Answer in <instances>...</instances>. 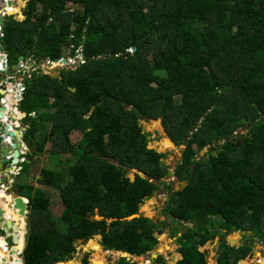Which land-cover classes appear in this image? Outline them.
Returning a JSON list of instances; mask_svg holds the SVG:
<instances>
[{
	"label": "trees",
	"instance_id": "16d2710c",
	"mask_svg": "<svg viewBox=\"0 0 264 264\" xmlns=\"http://www.w3.org/2000/svg\"><path fill=\"white\" fill-rule=\"evenodd\" d=\"M67 1L75 10L65 8ZM27 8L23 20L6 16L1 25L9 63L21 48L55 60L63 46L74 44L75 51L82 46L85 61L60 76L37 74L26 83L20 109L29 126L28 160L38 155L36 146L43 154L51 143L54 156L71 153L76 161L65 186L56 169L42 170L40 183L60 191L66 211L59 220L50 216L47 191L20 194L29 200L30 231L25 247L23 216L13 264L21 263L17 255L24 247L25 264L64 263L73 258L76 241L95 235L105 251L143 256L154 250L160 224L129 218L158 189L153 180L160 182L168 171L167 153L148 147L144 116L162 118L177 145L188 139L178 167L188 184L174 192L165 211L177 221L223 215L178 237L177 264H207L201 248L217 235L218 264L246 258L250 248L231 247L221 231L252 230L264 239V0H28ZM42 86H48L44 95L37 93ZM33 112L38 116L30 117ZM76 129L83 137L74 144L70 134ZM221 140L216 152L198 158ZM126 167L139 171L133 180ZM24 170L19 178L26 177ZM11 208L4 221L15 213L14 203ZM4 245L2 240L1 264L9 261ZM116 264L135 263L121 258Z\"/></svg>",
	"mask_w": 264,
	"mask_h": 264
},
{
	"label": "rangeland",
	"instance_id": "374dc122",
	"mask_svg": "<svg viewBox=\"0 0 264 264\" xmlns=\"http://www.w3.org/2000/svg\"><path fill=\"white\" fill-rule=\"evenodd\" d=\"M73 3L70 1H67L65 4V8H67L69 11H73L75 10L73 7ZM65 9V10H67ZM67 10V11H68ZM77 25L75 23L72 24V33L76 32V28ZM71 33V34H72ZM70 34V38H71V42L72 41V37L75 36L73 34V36L71 37ZM83 37H85V35H83ZM82 37V38H83ZM83 43H84V39H82ZM75 47L76 44H74ZM75 47H73V45H69L64 53V58L65 61L62 60L59 62L60 67L64 68L65 71L67 70H71V69H75L76 67H78V65L82 62H84L85 60V56L84 53L82 52V46H79L77 48L78 51H75ZM65 48V46L63 47V49ZM132 51V50H131ZM72 56L73 60H70L68 58V56ZM50 65V64H48ZM51 67V65H50ZM47 70L50 71V74H54L53 69L47 67ZM63 70V72H65ZM63 74V73H62ZM60 75V73H59ZM72 89L74 86H71ZM177 100H180V96H177ZM88 114H86L85 116H87ZM45 122V121H44ZM140 124L143 127V130L145 132H148L149 135V142H148V147L149 148H153L155 150H157L158 152H165L167 153V156L164 158V160H166V162L170 165V167L172 169H175L176 165L180 162H182V155H183V150L185 148V140H182V142L177 145L176 143L172 142L166 133L165 127L162 124V118H157L155 120L152 119H140ZM249 127V126H248ZM247 131V126L245 127H240L238 132H246ZM44 137V133L38 138V141H41ZM83 137V132L80 129H76L74 130L71 134H70V138L72 139V142L74 144H77L78 142L81 141ZM224 142V140L218 141L212 145H209L207 147H205L204 149L201 150V152L198 155V158H201L203 156H208V154L213 151L216 152L215 150L218 148L219 145H221ZM36 148H38V150H35V153L40 154L41 151V145L40 146H36ZM51 148H52V144L48 143V146L46 148H44L45 152L42 154V157L37 161L36 159L33 160V163L29 161L28 164L25 165V172H26V177L23 178H15L14 183L12 184L13 187H15V190H20V194H24V193H29L31 195H35L36 191H40V190H44L47 191L49 193L50 196V204H49V211H50V216L52 218V220H59L63 214L65 213L66 209L64 207V204L62 203L61 197H60V191L58 189H52L48 186H45L43 184L40 183V180L42 179V170L43 169H58L59 172L55 171L57 174H59V176H57L58 179H61L63 176V186L66 185V183L69 181V167L71 164H74V162L76 161V156L71 153L67 154H61L59 157L54 156L51 152ZM33 156V155H32ZM59 161V165L56 167L54 166L55 164H58ZM134 171H129L128 172V176L133 180L135 178L134 176ZM145 175V174H144ZM21 176V175H20ZM18 177V176H16ZM174 177L170 179L165 178L166 182H170L172 183V189L177 191L178 189L182 188V186L184 185V183H179L177 180L173 179ZM24 185L23 189H18V185ZM174 191V192H175ZM23 200H25V198H23ZM166 202V195H159V194H154L151 198L145 200V202L140 206L141 211L146 212L147 217L152 218L153 220L158 219L159 220V224L160 222H164L163 225H160V227L163 229L161 232H156L155 235L158 238V243L156 244L154 250H152L149 254H145L144 256L141 257H129V260L131 263H135V264H155L150 260L151 256L153 254H158V258H162L163 262L159 263V264H176V262L178 261V259L180 258V254L178 251V247H179V243L177 242V238H173L172 232L175 228L181 226L182 230L185 229V225H182L181 223H175L171 218L168 217H164V216H160L158 213L160 210L163 209L164 205ZM4 203V202H3ZM5 203H7L5 201ZM8 204V203H7ZM4 210H6V206L3 207ZM97 212V211H96ZM15 214V213H14ZM150 214V216H149ZM14 217V216H12ZM11 217V218H12ZM20 216L17 217L16 215V220L18 223L20 221ZM27 219V220H26ZM30 219H31V211L28 210V216L25 217V222H26V235L25 237L28 236L29 234V223H30ZM97 219V218H96ZM14 220V218H13ZM97 220H100V218H98ZM11 221V220H10ZM1 225V223H0ZM5 224L3 223L4 226ZM191 225V224H188ZM208 225L210 226L211 223ZM192 226V225H191ZM19 232H20V226L18 225V236H19ZM2 232H0V239L1 240H5V237H2ZM234 233L230 234V239L236 241V245H238L239 243H237V241H239L238 239H240L241 237V233L239 232V236L238 239L234 237L233 235ZM236 239V240H235ZM89 240H94L96 242V244L93 243H83V241H76L74 243V245L76 246V252L73 256L72 259L66 261V262H62V263H57V264H84V261L87 260L88 264H116L118 261H120V259L117 258L118 254L113 253L112 251H105L103 249V247L99 244L100 241L102 240V237L100 235H95L93 236L91 239ZM218 241V237L216 236L214 239L209 240L206 245H204L201 250L202 251H207L208 255V261L210 262V264L214 263V258H215V253H216V248L218 247L219 241ZM229 241V239H228ZM216 242V243H214ZM229 243L231 244V241H229ZM235 243V242H234ZM5 244L11 245V241L9 239H7V243L5 241ZM98 244V245H97ZM254 244L257 246L256 248V254H253L252 259L249 261L250 255L245 259V262H238L237 264H264V258H261L260 263L256 262V258L261 257L262 255L259 254L261 253L260 250L262 248H264V245L262 244V242L259 240L255 241ZM18 245V244H16ZM16 245L13 247V249L9 250L7 252V255L9 257V261L12 260L13 261V257L11 255H13L11 252L12 250H15ZM97 246L99 247V250L96 251ZM259 252V253H258ZM255 253V252H254ZM19 257H22L21 254H19ZM1 256H0V264L2 262ZM7 264V263H6ZM11 264V263H10Z\"/></svg>",
	"mask_w": 264,
	"mask_h": 264
},
{
	"label": "water",
	"instance_id": "95a60500",
	"mask_svg": "<svg viewBox=\"0 0 264 264\" xmlns=\"http://www.w3.org/2000/svg\"><path fill=\"white\" fill-rule=\"evenodd\" d=\"M5 5L10 6L11 1L10 0H0V9L4 7ZM3 19H4V16L1 15V11H0V26L3 23ZM6 47H7V43L5 42L3 36H0V63L2 66H4L3 72L0 71V101L1 99H5V100L7 99V97L9 96L7 92L8 85H11L12 87H14V83H15L13 78L8 79V77L6 76L9 72H11L9 71L8 67L5 64L6 56H8L9 54V50H7ZM22 58L23 56H19L18 60H21ZM19 73H21V71L17 70L16 74H19ZM20 99L21 98H18V101H20ZM10 100L11 99H8V101L6 100L4 105L1 104L0 102V171L4 172L6 175V178L9 179L11 184H13L15 178L13 177L11 178L10 171L17 172L16 174L13 175L14 177L20 175L22 171L20 158L22 157V155L28 154V151L26 152L25 150H23V148L26 147L25 143L23 142V138L24 136L28 134L29 126L27 122L25 121L27 117L26 113L21 111V109L19 108L20 106L11 104ZM19 115H21V117H19ZM144 119H149V117L144 116ZM5 120L6 122L8 121V123H6ZM10 123L13 125H11ZM168 138L170 139L169 136ZM8 139H10L11 144L7 142ZM169 175H172V172H169ZM6 178L0 179V191H4L7 196H13V197L19 198L21 201H19L17 206L15 207L20 209V216L27 217L28 216L27 208H28L29 201L25 202L23 200V197L19 195L20 193L17 192L13 186L11 187V189H9V187L1 188V185L5 184L4 180ZM16 178H19V176ZM153 181L156 184L158 183V180H153ZM216 216L219 218L223 217L221 213H217ZM133 217H147V215H146V212L140 210L139 213L134 214L131 218ZM96 218L98 219L100 217L96 215L93 219L97 220ZM212 220H213V217H209V218L200 217L198 219H193V224L195 226L202 225L204 222L207 221L208 223H210ZM0 223L5 224L4 226L0 225V231L3 230L6 233L7 238L11 237L13 244L16 245L17 243H19V238H18V233H17L18 232V222L10 221V220H6L5 222H3V215L0 214ZM235 231L237 232V230ZM89 241L90 240L85 241V242L88 243ZM231 241L236 242L234 240H231ZM112 252L115 254H118L117 255L118 259L120 258L129 259V257H132V255L128 253H124V252H120L116 250ZM12 254L15 255L14 250H12ZM158 254L157 253L154 254V256L151 258L152 262H154L155 259L159 256ZM13 255L11 256L14 257ZM17 256H20V255H17ZM21 258L22 259H21L20 264H25L23 257ZM3 261L6 262V259H4ZM208 264H210V262Z\"/></svg>",
	"mask_w": 264,
	"mask_h": 264
},
{
	"label": "crops",
	"instance_id": "0c3cea01",
	"mask_svg": "<svg viewBox=\"0 0 264 264\" xmlns=\"http://www.w3.org/2000/svg\"><path fill=\"white\" fill-rule=\"evenodd\" d=\"M10 1H11V5L10 6H6L5 5L4 7H2L0 9V11L2 12L1 15L4 16V19H5L6 16H12L14 19H16L18 21L23 20L26 17L25 11L28 9L27 8L28 0H10ZM37 5H38L37 6V9L38 10H36V11L37 12L38 11L40 12L41 11L40 10L41 7H40L39 4H37ZM0 32L3 34L1 26H0ZM36 37H37V34L35 35V39H34L33 42L36 41ZM67 47L68 46H65V48L62 49L60 58H64L65 57L64 56V53H65V50H66ZM21 51L23 53H21L19 56H23V58L21 60H18V58H19V56H18V58L14 62H12V63H9L8 62V56H6V65H8V68H9V70H11V72H13L14 70H19V67H20L19 64L20 63L23 64V67H21V69H20L21 70V75L20 74H15V76H12V78L15 81V86L12 87L11 85H8V91H7L8 94H9V96L7 97V99H11L10 100V103H12L13 105H17V106H20V103L22 101V97H23V94H24V90H25V87H26V83L31 82L33 80V78L37 77V76H33V75L46 74V75H51V76H60L61 75V71L63 70L62 67L58 66L59 63L57 61H53L51 63V67H50V65H48L49 63L46 61V60H52V59H49V57H45V58L33 57L29 53V51H27L25 49H22V48H21ZM60 58H58V59H60ZM47 67L53 69L54 74H52V73L50 74V71L47 70ZM32 68H34V69H32ZM59 73H60V75H59ZM43 82H44V85L47 84V78L46 77L43 79ZM18 84H20V86L24 87V90L23 91L20 92V89H19L20 86ZM43 89L44 88L42 86L41 92L40 91H37V93H40V94H43L44 95V93H42V92H46L47 89H48V86L46 87L45 90H43ZM40 94H38V95H40ZM48 97H49V101L50 102H53L54 101V97H53L52 94H50V96H48ZM16 98H17V100H16ZM18 98H21L20 101H18ZM9 106H10V104H9ZM33 113L35 114V116L38 115L36 112H33ZM149 119H152V118L149 117ZM152 120H155V119H152ZM23 142L26 145L25 150L27 152L29 150V147H28V144L25 142V138H23ZM47 146H48V144L46 145V147ZM186 148H187V146L185 144V148H184L183 151H185ZM41 157H42V154H38V155L35 156V159L38 161ZM22 161H25V163H27V164L29 163V160L27 158V154L26 155H23ZM56 165H59V163L58 164H55L54 163V166H56ZM22 168L25 169V166L22 165ZM51 170H54V169H51ZM56 171L59 172L58 169H56ZM14 173H15V171H10L11 178L13 177L12 175H14ZM1 178H6V175H5L4 172H1L0 171V179ZM4 183L5 184L3 186H1V188H3V187L4 188H6V187L11 188V182L9 181V179L6 178L4 180ZM156 185H158V183ZM183 188H184V186L181 189H183ZM173 195H174V192H173ZM27 201H29V200L27 199ZM140 210H139V212H140ZM131 217H130V219H131ZM1 225H3V223H1ZM202 225H199V226H202ZM192 226L196 227L197 225L196 226L195 225H192ZM172 234H173V232H172Z\"/></svg>",
	"mask_w": 264,
	"mask_h": 264
},
{
	"label": "flooded vegetation",
	"instance_id": "af4514ba",
	"mask_svg": "<svg viewBox=\"0 0 264 264\" xmlns=\"http://www.w3.org/2000/svg\"><path fill=\"white\" fill-rule=\"evenodd\" d=\"M170 137V136H169ZM171 138V137H170ZM172 140V139H171ZM185 142H186V146H187V138L185 139ZM175 143V142H174ZM183 154H184V151H183ZM182 158H183V155H182ZM181 163L179 162L177 165H176V167H175V169H172L171 167H170V165L166 162V160H164L163 159V166H165L166 168H167V173H166V176H164L162 179H161V181L160 182H158V185H159V187H158V189L156 190V192H155V194H159V195H166V202H165V205H164V207H163V209L162 210H160L159 211V215L161 216H164V217H168V218H171L175 223H181L182 225H185V229L184 230H182V228H181V226H179V227H177V228H175L173 231H178V233H177V235H173V238H177L178 239V237L180 236V235H182L183 233H185L186 232V230L188 229V228H194V226H191V225H194L193 224V219H192V221H177L176 220V218L175 217H173L171 214H169V213H167L166 211H165V209H166V207L169 205V204H171V198L173 197V192L175 191V190H173L172 189V183H170V182H166L165 181V178H167V179H170L171 180V178L172 177H174L173 179H175V180H177L179 183H184V187L188 184V181L185 179V180H180L179 179V177H178V167H179V165H180ZM22 166V165H21ZM124 169V168H123ZM126 170H127V174H128V172L129 171H134L135 173H134V176H135V174L137 173V172H139L136 168H134V167H126L125 168ZM22 171H23V169H22ZM169 172H172V175H169ZM19 176V175H18ZM182 186V187H183ZM181 189V188H180ZM180 189H178V190H180ZM17 192H19L20 193V190H16ZM20 195V194H19ZM21 196V195H20ZM15 213H16V211H15ZM203 217H206V218H209V217H213V220L210 222V223H215V219L216 218H219V217H217L216 216V214L215 215H204ZM202 217V218H203ZM198 218H200V217H198ZM198 218H195V219H198ZM155 222L156 223H158L159 222V220L158 219H155ZM208 224V222L206 221V222H204L203 224ZM209 223V224H210ZM164 224V222H160V225H163ZM188 224H191V225H188ZM217 226H218V224H216ZM197 226H199V225H197ZM196 226V227H197ZM0 232H2L3 234H2V237H5V241H6V243H7V239H9L10 241H11V245H8V250H11V249H13V247L15 246V244H13V242H12V238L10 237V238H7L6 237V233L3 231V230H1ZM222 233H226V235L224 236V238L228 241V239L231 241V239L229 238L230 237V234L231 233H234L233 235H234V237H236L237 235L236 234H238V236H239V232L241 233V237H240V239H238L239 241H237V243H239L238 245H236V242L234 243V242H232L231 241V244L229 243V241H228V243L231 245V247H236V249H239V250H241V247H243V246H247V247H249L250 248V250L248 251V256L250 255V258H249V261L252 259V256H253V254H256V248H257V246L254 244V242L255 241H261L262 242V244L264 245V239H261V238H259V237H256L255 236V233H254V231H252V230H245V231H242V230H237V232L235 231V230H232V229H229V231H228V233L226 232V230L225 229H223L222 231H221ZM217 237H218V241H219V244H218V247L216 248V253H215V258H214V263L213 264H218V261H219V256H220V249L222 248V246H221V236L220 235H217ZM26 240H27V238L25 237V247H26ZM0 241H1V239H0ZM81 241V240H80ZM218 241H217V243H218ZM101 242V241H100ZM177 242H178V240H177ZM83 243H85L86 244V242H84L83 241ZM179 243V242H178ZM18 245H19V243H17ZM100 244V243H99ZM98 245V244H97ZM101 245V244H100ZM25 247H24V249H25ZM180 247H181V244L179 243V247H178V251H179V254H180V258L178 259V260H180L181 258H182V253H181V251H180ZM97 248H98V246H97ZM24 249L22 250V252L20 253L21 254V256L23 257V259H24ZM104 249V248H103ZM14 251H16V248H15V250ZM96 251H98V249H96ZM205 252H206V259H207V263L209 262L208 261V258H207V255H208V253H207V251L205 250ZM255 252V253H254ZM260 252L261 253H259V254H261L262 256L261 257H258V258H256V262L257 263H260V261H261V258L263 257L264 258V248H262L261 250H260ZM12 253V252H11ZM150 253V252H149ZM149 253H147V254H149ZM239 253H240V251H239ZM144 256V255H143ZM154 256V254L151 256V258ZM247 256V257H248ZM132 257H141V256H133L132 255ZM246 257V258H247ZM150 258V260L152 261V259ZM246 258H244V259H239L238 261H237V263L238 262H245V259ZM127 261H129V263H131L130 262V260L129 259H127V258H125ZM156 261H155V264H159V263H161V261H160V258H156L155 259ZM11 264H13V262H12V260H10L9 261ZM24 262H25V260H24ZM178 262V261H177ZM177 262H176V264H177ZM7 264H10V263H8V262H6ZM154 263V262H153ZM236 263V264H237Z\"/></svg>",
	"mask_w": 264,
	"mask_h": 264
},
{
	"label": "bare ground",
	"instance_id": "6f19581e",
	"mask_svg": "<svg viewBox=\"0 0 264 264\" xmlns=\"http://www.w3.org/2000/svg\"><path fill=\"white\" fill-rule=\"evenodd\" d=\"M19 117H21V115H19ZM5 197H8V204L7 203H1V200L2 199H4ZM19 201H21L19 198H16V197H13V196H7L6 195V193L4 192V191H0V214H3V222H5L4 220H5V218L7 217V216H10V212H11V210H12V208H11V204L12 203H14L15 204V206H17V204H18V202ZM23 201V200H22ZM11 202V203H10ZM4 206H6V210H4L3 209V207ZM3 213H2V212ZM15 211H16V213L13 215L14 217H12V218H9L8 220H11V221H15L16 220V215H17V217L18 216H20V209L19 208H16L15 207ZM149 216H150V214H149ZM21 218H20V221L22 220V218H23V216H20ZM13 218H14V220H13ZM26 221V220H25ZM24 229H26V222H25V225H24ZM237 236L235 237V238H237L238 239V234H236ZM236 240V239H235ZM2 241V240H1ZM0 241V242H1ZM5 241V240H4ZM89 243H93V244H96L95 243V241L94 240H91ZM5 246V252L7 253L9 250H8V246L5 244L4 245ZM98 250H99V247H98ZM16 263H18V262H16ZM19 264V263H18Z\"/></svg>",
	"mask_w": 264,
	"mask_h": 264
},
{
	"label": "clouds",
	"instance_id": "9594fccd",
	"mask_svg": "<svg viewBox=\"0 0 264 264\" xmlns=\"http://www.w3.org/2000/svg\"><path fill=\"white\" fill-rule=\"evenodd\" d=\"M2 13V12H1ZM0 36H3V34L2 35H0ZM61 59V58H60ZM63 59H65V58H63ZM53 61H59V59H55V60H53ZM5 64H6V61H5ZM2 66V65H1ZM7 67H8V65H6ZM5 66V67H6ZM2 68L4 69V66H2ZM9 69V68H8ZM64 69V68H63ZM1 71V70H0ZM9 71H11V70H9ZM21 71V70H20ZM1 72H3V70L1 71ZM16 72H17V70H14L13 72H9L6 76L8 77V79H10V78H12V76H15V74H16ZM20 75H21V73H19ZM14 86H15V83H14ZM4 100V104H5V102H6V100L5 99H3ZM7 101H8V99H7ZM1 102V101H0ZM1 104H3L2 102H1ZM3 104V105H4ZM12 104V103H11ZM31 114V113H30ZM30 114H29V116H30ZM27 115V114H26ZM38 116V115H37ZM37 116H34V117H37ZM30 117H32V116H30ZM6 123H8V121L6 122ZM11 124V123H10ZM11 125H13V124H11ZM166 130V129H165ZM166 133H167V136H169V134H168V132L166 131ZM171 139V138H170ZM172 142H174L173 140H171ZM25 148L26 147H24L23 148V150H25ZM26 151V150H25ZM30 154V149L28 150V154H27V156ZM22 159H23V155H22V157L20 158V160H21V165H23L24 163H25V161H22ZM23 169V168H22ZM22 172V171H21ZM17 172H15L14 174H16ZM13 176V175H12ZM13 178H16V177H14L13 176ZM1 186H3V185H1ZM13 185L11 184V187H12ZM15 188V187H14ZM9 189H11V188H9ZM24 198V197H23Z\"/></svg>",
	"mask_w": 264,
	"mask_h": 264
},
{
	"label": "built area",
	"instance_id": "2783aa9c",
	"mask_svg": "<svg viewBox=\"0 0 264 264\" xmlns=\"http://www.w3.org/2000/svg\"><path fill=\"white\" fill-rule=\"evenodd\" d=\"M0 35H2L1 32H0ZM77 51H78V50H77ZM68 58H69L70 60H73V57H72V56H69ZM62 60H64V59H63V58L59 59L58 63H59L60 61H62ZM46 61H47L50 65H51V63L53 62V60H46ZM19 66H20V67H19V70H20L21 67H23V64L20 63ZM32 69H34V68H32ZM0 70H1V71L3 70L2 66H1V63H0ZM18 85L20 86V84H18ZM19 89H20V92H21V91L24 90V87L20 86ZM1 102L4 104V100H3V99H1ZM30 116L34 117L35 114H34V113H31ZM5 122H6V120H5ZM7 142L11 144L10 139H8ZM8 159H10V158H8Z\"/></svg>",
	"mask_w": 264,
	"mask_h": 264
}]
</instances>
